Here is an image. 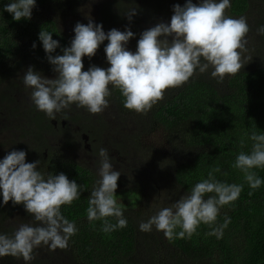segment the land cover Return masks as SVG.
<instances>
[{
  "label": "trees",
  "instance_id": "obj_1",
  "mask_svg": "<svg viewBox=\"0 0 264 264\" xmlns=\"http://www.w3.org/2000/svg\"><path fill=\"white\" fill-rule=\"evenodd\" d=\"M86 1L36 0L31 19L15 21L12 14L3 10L13 0H0V160L13 150H22L27 154L26 163L40 161L37 170L52 175L64 173L70 181L75 180L82 186L79 199L71 205L61 206L62 215L77 228L76 234L69 239L68 248L52 251L41 246L34 250L35 259L29 264H146L140 254L144 260L153 258L157 261L165 255L163 247L169 250L167 254H173V264H264V183L252 189L244 173L233 167L240 152L250 154L254 143L250 139L252 132L264 134V35L257 32L264 26V0H230L228 16H245L250 27L247 50L242 54L247 64L239 73L228 75L219 83L209 74L194 75L182 86L168 89L164 99L146 114L126 109L120 90L110 86L108 100L113 109L109 114L113 113L116 119L109 120L112 119L109 114L106 115L108 119L97 117L99 126L96 128L87 126L95 114L75 105L50 120L36 108L30 98L32 90L23 83V75L29 67L46 78L57 77L52 70L54 66L48 62L39 33L41 30L52 33V38L60 44L52 55H62V49L70 47L74 38L65 27L75 28L78 22L81 23L83 17L78 12L79 6ZM192 2L198 4L200 0ZM185 3L186 0H110L103 2L102 8L93 14L97 16L94 23L102 24L105 33L113 28L130 29L135 35L126 48L135 52L143 31L160 22L170 24L174 5L183 7ZM124 4L136 9L129 26L124 18ZM256 5L262 8L254 18ZM107 44L105 40L91 59L82 58L83 71L92 65L107 69L104 51ZM115 122H126L127 125L120 124L116 128ZM123 127L124 131L129 130L126 136L121 134ZM157 129L165 132L168 142L166 159L157 164V171L169 175L178 192L168 194V198L174 196L173 202L168 201L169 205L190 193L196 183L207 179L209 172L216 168L220 169L213 172L217 181L243 186L239 198L220 209L213 227L222 226L225 217L230 218V222L219 238L209 235L212 228L203 223L190 239L177 237L170 240L155 227L150 232H143L139 224L147 222L149 217L142 215L140 210L122 206L128 222L124 228L105 233L103 221L87 219L88 199L100 179L98 169L83 165L66 154L77 152L87 144L90 156L99 157L100 148L111 151V146L123 156L131 134L129 142L136 151L143 135ZM55 138L62 151L51 145V139ZM118 166L127 172L126 164ZM137 168L134 172L142 174L138 164ZM252 171L264 181V168ZM137 194L134 191L135 197ZM208 195L214 193L205 198ZM133 201L130 205L136 204ZM108 220L116 223L113 217ZM22 223H33V217L22 204L13 205L9 201L4 205L0 195V234L11 235ZM154 231L160 236L157 237ZM176 231L178 233L180 229ZM155 238H161L158 239L160 243ZM142 250L149 255H143ZM0 264L25 262L22 258L8 256L0 258Z\"/></svg>",
  "mask_w": 264,
  "mask_h": 264
},
{
  "label": "clouds",
  "instance_id": "obj_2",
  "mask_svg": "<svg viewBox=\"0 0 264 264\" xmlns=\"http://www.w3.org/2000/svg\"><path fill=\"white\" fill-rule=\"evenodd\" d=\"M35 6L36 0H13L3 10L12 14L15 21L30 20ZM230 7V0H200L198 4L186 0L183 7L176 4L170 24L160 22L143 31L135 52L126 48L135 35L130 29L113 28L105 33L103 25L95 24L91 18L87 25L79 22L75 25L71 45L62 49V55H52L60 47L59 41L52 38V33L41 30L39 40L58 75L49 79L29 67L23 83L32 90L30 98L36 108L50 120L72 105L91 114L102 113L109 106L110 86L120 90L126 109L146 114L164 99L168 89L187 83L197 70L205 73L211 68V77L219 83L247 64L242 54L247 50L250 27L245 16H227ZM126 14L131 22L136 9ZM257 32L264 35V26ZM105 40L108 44L104 51L110 67L92 65L83 71L82 58L94 57ZM250 139L254 142L250 154L240 152L233 167L244 173L252 189H257L264 181L252 169L264 168V134L253 131ZM26 155L25 151L13 150L0 160L3 204L9 201L13 205L22 204L33 217V223L20 224L11 235L0 234V258H22L29 264L35 259L34 250L41 246L52 251L68 248L77 228L62 215L61 206L79 199L82 186L70 181L64 173L52 175L37 170L40 161L26 163ZM99 157L100 179L88 199L87 219L103 221L102 231L109 233L126 227L128 222L115 194L121 172L110 163L108 149L100 148ZM218 171L219 168L210 171L208 178L196 183L190 193L170 207L158 210L147 222H140V231L150 232L154 226L170 240L190 239L203 223L212 228L209 235L222 236L230 218L225 217L220 227L213 225L220 209L235 202L243 186L217 181L213 172ZM109 217L115 218L116 223H110Z\"/></svg>",
  "mask_w": 264,
  "mask_h": 264
},
{
  "label": "rangeland",
  "instance_id": "obj_3",
  "mask_svg": "<svg viewBox=\"0 0 264 264\" xmlns=\"http://www.w3.org/2000/svg\"><path fill=\"white\" fill-rule=\"evenodd\" d=\"M106 1L110 2V0H100L101 3H99L97 0H88L84 2L83 5H80L79 7L81 8V10L78 12L83 17L81 20V24L87 25L89 23V18H91L92 21L95 22L97 16H94L93 14L98 12L102 8V3ZM123 6L125 7L124 10L126 11V13L131 9V6L129 5L127 6L124 4ZM261 8L262 7L256 5L255 7L256 12L254 18L258 16V12ZM227 12L228 10H226L225 14L228 16ZM124 18L128 20L127 14H125ZM124 18L122 19V21H124ZM119 23H121V21H119ZM127 25L128 26L130 25L129 20L127 22ZM65 29L67 30L66 32L70 33L71 36L74 37L75 35L74 27L68 25L67 27H65ZM169 39H171V37H169ZM108 67H110V65L107 62L106 68ZM211 71H212L211 68L205 73H199V71H197L195 75L209 74V76H211ZM19 99L21 100V97ZM111 107L113 106L111 105ZM110 109L111 108L108 106V108H105V110L102 113L95 114V116H91V122L87 124V126L90 128L98 127L99 125H97L98 123L97 117L104 116L105 118H107L106 115L109 114V112H112L111 110L113 108L111 110ZM109 115H112V119L109 120L116 119V116L113 117V113ZM120 124H123V126L127 125L126 122L123 123L121 122ZM120 124L118 122L117 123L115 122V127L116 128L119 127ZM128 131H129L128 129H125L124 131V127H123V131L121 134L126 136L129 133ZM147 133L148 134H144L143 137L139 140L140 147L136 151L134 149V145H132V143L129 142L130 140H132V134L128 137L127 139L128 147L126 149L127 151L125 154L126 157L125 155L123 156L119 155L123 160H126V162L124 161V163L122 162L119 163L117 159L118 154L116 153L113 154L111 151L108 152H109L110 163L113 165L114 170L121 172V175L117 182L118 187L115 193L117 195L116 196L117 202L120 204V206H122V208H130L131 210L133 209L140 210V213H142V215L148 216L150 218L151 216L155 215L158 210L164 207H170L171 203L169 205L168 201L173 202L174 196L172 198H168V194L169 193L178 194V192H176L177 188L174 186L171 178L168 177L169 175L165 176L164 174L157 171L158 169L157 164L163 163L166 159L165 155L168 151L167 135L162 129H157L155 131H151ZM57 140L58 139L56 138L51 139V141H53L51 145L56 147L59 151H62ZM84 147L85 144L84 146L82 145L77 152H68L67 154L65 152V154L72 159H76V160L77 158L84 159L85 163L89 164L91 167L94 168L96 167L98 169L100 165L99 164L100 158L97 156L99 159L92 160L90 155L88 156L85 155V153H83V151H85ZM186 155L187 154H184V156ZM159 158L162 159L161 162L156 161ZM143 162L150 163L149 165H153V166L149 167L147 164H144ZM118 164L122 165L123 167L126 164L127 172H124L123 168L118 166ZM137 164L139 169L142 170L143 172L142 174L141 172L138 174L134 172V169H136V171L138 170ZM161 167H163V165H161L160 168ZM151 170L152 171L155 170L156 172L153 173ZM125 191L127 192L126 194H124ZM134 191L138 193L136 197L135 195H133ZM138 191L140 192L141 196H139ZM133 200H135L136 204L130 205L129 202H134ZM158 232L154 231L157 237L160 236V233L162 231H160V233ZM155 239L158 241V243H160L158 239L161 238H155ZM167 252H169V250L163 247L162 253H164L165 255L158 257L157 261L153 260V258H150L149 260L146 259L144 260L141 254L140 257L146 264H162V263L173 264L175 262V258L173 254H167ZM142 253L144 255L146 252L142 250ZM148 255H149L148 253L145 254V256Z\"/></svg>",
  "mask_w": 264,
  "mask_h": 264
},
{
  "label": "flooded vegetation",
  "instance_id": "obj_4",
  "mask_svg": "<svg viewBox=\"0 0 264 264\" xmlns=\"http://www.w3.org/2000/svg\"><path fill=\"white\" fill-rule=\"evenodd\" d=\"M85 142H86V141H85ZM110 150H111V152H112L113 154L116 153V154L119 155V152H118V150H116V147H115V146H114V148L111 146ZM112 150H113V151H112ZM89 151H90L89 146H88L87 144H85V151H83V153H85V155H88V156H89V154H88ZM91 152H92V150H91ZM91 158H92V160H93V159H95V160L99 159L97 156H94V155H91ZM117 159H118L119 162L124 163V160H123L121 157L117 156ZM77 161H78L79 163L83 164V165L90 166L89 164L85 163V160H84V159H79V158H77ZM90 167H91V166H90Z\"/></svg>",
  "mask_w": 264,
  "mask_h": 264
}]
</instances>
